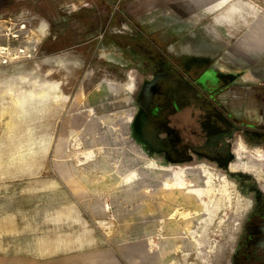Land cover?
I'll return each mask as SVG.
<instances>
[{"label":"rangeland","instance_id":"obj_1","mask_svg":"<svg viewBox=\"0 0 264 264\" xmlns=\"http://www.w3.org/2000/svg\"><path fill=\"white\" fill-rule=\"evenodd\" d=\"M89 1L0 0V14L20 13L0 15V47L11 57L25 50L8 64L0 53V248L104 246L122 264H264V137L238 131L227 154L171 158L148 130L155 71L83 31L115 13L116 29L136 19L202 61L214 53L212 75L238 93L224 103L264 126L252 118L260 90L250 87L264 82V0H101L110 7L101 15ZM71 3L87 10L70 44L55 46L42 22L57 25ZM24 19L32 25L16 40ZM100 84L128 87L99 97Z\"/></svg>","mask_w":264,"mask_h":264},{"label":"flooded vegetation","instance_id":"obj_2","mask_svg":"<svg viewBox=\"0 0 264 264\" xmlns=\"http://www.w3.org/2000/svg\"><path fill=\"white\" fill-rule=\"evenodd\" d=\"M114 14L94 23V38L100 47H112L121 59L138 61L139 68L155 71L157 88L148 130L171 158L227 154L238 131L264 137V126L227 110L222 100L227 86L212 75L219 71L212 61L214 53L202 61L198 54L185 52L184 46L174 47L175 39L163 38L152 24L136 19L116 29Z\"/></svg>","mask_w":264,"mask_h":264},{"label":"crops","instance_id":"obj_3","mask_svg":"<svg viewBox=\"0 0 264 264\" xmlns=\"http://www.w3.org/2000/svg\"><path fill=\"white\" fill-rule=\"evenodd\" d=\"M83 2V1H81ZM94 0L89 1V5H93ZM97 3V2H96ZM97 4H101V9L95 10L97 13L104 14V10H108L106 5L98 0ZM96 4V6H97ZM86 6V5H85ZM66 8L63 10V18L59 23L53 26H50L48 22H42L44 24V31H54L55 35L53 38H48L47 41L52 42L55 46L57 45H66L70 44L72 41V31L70 25L75 20V17L81 13H84L87 9H81L80 7H75L74 3L66 4ZM0 15L11 16V15H20V13H1ZM67 19H65V18ZM83 31H88L89 29H93L94 21H88L84 25ZM41 27V26H40ZM41 30V29H40ZM61 31V33H58ZM48 33V32H47ZM58 33V34H57ZM64 33V34H63ZM61 36H60V35ZM59 35V39L57 38ZM70 40V41H69ZM255 91L260 90V93L257 94V110L252 111L253 119L260 121L264 120V82L261 85L251 84L250 86ZM259 87H261L259 89ZM238 94L234 93H223V97L226 99L225 95L232 96ZM252 94V91H250ZM226 104V103H225ZM227 110L231 114H235L239 116L236 112H234L227 104ZM242 111V109H241ZM247 112V111H246ZM251 113V112H250ZM242 112L240 113V115ZM249 119L246 115L244 116ZM252 119V120H253ZM250 120V119H249ZM0 264H122L119 255L111 248L99 246V247H83V248H71L65 251H55L51 253H40L39 249H16V248H0Z\"/></svg>","mask_w":264,"mask_h":264},{"label":"built area","instance_id":"obj_4","mask_svg":"<svg viewBox=\"0 0 264 264\" xmlns=\"http://www.w3.org/2000/svg\"><path fill=\"white\" fill-rule=\"evenodd\" d=\"M31 25H32V22L30 19H24L20 21L18 24H16L17 26L16 32L12 34V38L18 40V38L21 37L24 31H26L29 27H31ZM9 31L11 30L9 29ZM5 35L7 36V38H9L10 36L8 32H6ZM0 53L3 54L2 64H8V62H10L12 59H17L19 57V54H25V50L21 48L18 51V55L11 57L12 52L9 50V47L1 46Z\"/></svg>","mask_w":264,"mask_h":264},{"label":"bare ground","instance_id":"obj_5","mask_svg":"<svg viewBox=\"0 0 264 264\" xmlns=\"http://www.w3.org/2000/svg\"><path fill=\"white\" fill-rule=\"evenodd\" d=\"M1 24V23H0ZM105 83V82H104ZM134 84V83H133ZM128 85H124V87H122L121 85H116V87L112 88L109 87L107 84H100L98 89H96L98 91V96L102 97L105 96L106 94H118V95H124L126 94L125 88H127ZM111 165V164H110ZM112 167V166H111ZM122 168V167H121ZM115 169V168H114ZM198 176V175H197ZM126 179V178H125ZM179 181V180H178ZM185 182V181H184ZM165 186V185H164ZM173 186V185H172ZM197 188V187H196ZM177 189V188H176ZM175 189V190H176ZM180 189V188H179ZM178 190V189H177ZM178 192V191H177ZM191 192V191H190ZM176 193V192H175ZM162 194V193H161ZM161 196V195H160ZM171 196V195H170ZM183 197V196H182ZM164 198V197H163ZM194 198V197H193ZM168 199V198H167ZM181 199V198H180ZM196 199V198H195ZM167 202V201H165ZM172 204V203H171ZM189 204V202H188ZM201 206V205H200ZM188 213V212H187Z\"/></svg>","mask_w":264,"mask_h":264}]
</instances>
